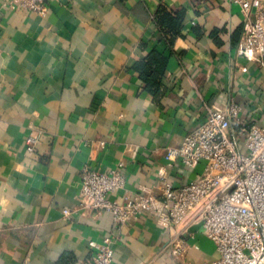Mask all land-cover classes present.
I'll return each mask as SVG.
<instances>
[{
    "label": "crops",
    "instance_id": "crops-1",
    "mask_svg": "<svg viewBox=\"0 0 264 264\" xmlns=\"http://www.w3.org/2000/svg\"><path fill=\"white\" fill-rule=\"evenodd\" d=\"M264 2V0H259ZM45 15L0 0V264H85L90 241L113 239L115 264H214L201 228L176 256L170 229L143 213L118 225L79 206L86 167L125 166L122 204L162 177L179 186L203 169L169 166L168 150L206 108L237 102L264 123V68L237 55L245 17L232 0H48ZM183 15L164 35L158 12ZM158 52L167 65L157 95L135 65ZM38 136L34 152L26 140ZM76 211L71 219L63 210Z\"/></svg>",
    "mask_w": 264,
    "mask_h": 264
},
{
    "label": "built area",
    "instance_id": "built-area-1",
    "mask_svg": "<svg viewBox=\"0 0 264 264\" xmlns=\"http://www.w3.org/2000/svg\"><path fill=\"white\" fill-rule=\"evenodd\" d=\"M9 10L45 15L48 0H3ZM242 9L245 24L237 55L264 68V2L232 0ZM242 106L206 108L204 121L190 130L179 146L168 150L169 166L180 163L202 171L179 186L162 177V194L145 189L120 204L109 195L126 184L125 166L118 163L109 172L86 167L81 174L79 206L82 210L108 212L118 225L131 217L154 215L159 225L170 229L173 253L186 252V234L195 226L217 247L214 264H264V123L242 117ZM38 136H29L26 146L34 152ZM76 211L64 209L71 219ZM92 256L85 264H115L113 239L90 241Z\"/></svg>",
    "mask_w": 264,
    "mask_h": 264
},
{
    "label": "trees",
    "instance_id": "trees-1",
    "mask_svg": "<svg viewBox=\"0 0 264 264\" xmlns=\"http://www.w3.org/2000/svg\"><path fill=\"white\" fill-rule=\"evenodd\" d=\"M156 18L164 35H171L173 40L180 33L183 20L181 13L173 17L165 12L164 9H161ZM167 61V57L163 54L152 52L135 65L145 90L152 95H157L161 91Z\"/></svg>",
    "mask_w": 264,
    "mask_h": 264
},
{
    "label": "water",
    "instance_id": "water-1",
    "mask_svg": "<svg viewBox=\"0 0 264 264\" xmlns=\"http://www.w3.org/2000/svg\"><path fill=\"white\" fill-rule=\"evenodd\" d=\"M200 228H201V225L195 226V227L192 228V231H196V230H198Z\"/></svg>",
    "mask_w": 264,
    "mask_h": 264
}]
</instances>
